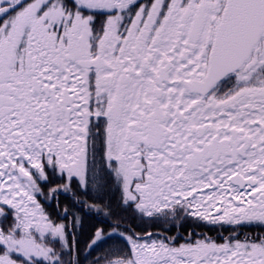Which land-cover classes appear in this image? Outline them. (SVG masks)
Here are the masks:
<instances>
[{"label":"snow or ice","instance_id":"snow-or-ice-1","mask_svg":"<svg viewBox=\"0 0 264 264\" xmlns=\"http://www.w3.org/2000/svg\"><path fill=\"white\" fill-rule=\"evenodd\" d=\"M85 214L88 264H264V0H0V264Z\"/></svg>","mask_w":264,"mask_h":264},{"label":"flooded vegetation","instance_id":"flooded-vegetation-1","mask_svg":"<svg viewBox=\"0 0 264 264\" xmlns=\"http://www.w3.org/2000/svg\"><path fill=\"white\" fill-rule=\"evenodd\" d=\"M54 183H56V180L54 181ZM75 187V185H73ZM46 190V189H45ZM69 203V199L61 198L60 197V206L61 208H63V206L65 204ZM55 200L52 201V205L51 207H48V205H46V207H48V210L52 213V215L54 217H56V208H55ZM88 219L86 216H84V227H83V232L84 235H81V239L86 238L87 233H88ZM155 228V227H154ZM191 230V221H181L180 226H176L174 223L168 225L167 227L163 224L159 225L157 227V229H154L155 231H167L168 235L170 236H178L179 239L177 240V243H182L183 238L186 237L188 235V232ZM195 231L197 233H206L207 235L218 239V241L220 240V238L222 236H227L229 235V233L232 231L231 227L225 225L224 227H220V226H210V225H202L201 227L195 228ZM193 239H195V237H193ZM81 247H83V243H80ZM85 247V246H84Z\"/></svg>","mask_w":264,"mask_h":264},{"label":"trees","instance_id":"trees-1","mask_svg":"<svg viewBox=\"0 0 264 264\" xmlns=\"http://www.w3.org/2000/svg\"><path fill=\"white\" fill-rule=\"evenodd\" d=\"M116 195H118V194H116ZM103 196H104V199L105 200H108V199L111 198L112 205L115 208V206H116V196L113 195L112 192L103 193ZM117 211L119 212V215L126 217V221H125L126 223H132L134 225L136 223H138V222H135V221L131 220L130 213H125L123 211H120L119 209H117ZM87 219H88V226H90L91 224L95 223V220H94V218H93V216L91 214H89V217H87ZM136 230L137 231H149L150 230V227L147 226V225H141L140 227H137ZM241 231L242 232L243 231L257 232V231H264V230H260V229L254 228V229H248V230L247 229H241ZM94 256H95V253H93L91 256H89L88 253H80L81 264H88V262Z\"/></svg>","mask_w":264,"mask_h":264}]
</instances>
